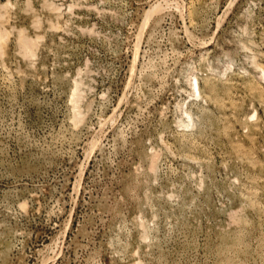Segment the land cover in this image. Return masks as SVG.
<instances>
[{
	"label": "rangeland",
	"instance_id": "374dc122",
	"mask_svg": "<svg viewBox=\"0 0 264 264\" xmlns=\"http://www.w3.org/2000/svg\"><path fill=\"white\" fill-rule=\"evenodd\" d=\"M0 4V264H264V0Z\"/></svg>",
	"mask_w": 264,
	"mask_h": 264
},
{
	"label": "bare ground",
	"instance_id": "6f19581e",
	"mask_svg": "<svg viewBox=\"0 0 264 264\" xmlns=\"http://www.w3.org/2000/svg\"><path fill=\"white\" fill-rule=\"evenodd\" d=\"M1 5V4H0ZM51 6V5H50ZM2 7H3V5H2ZM54 7V6H53ZM7 8V7H6ZM56 8H60V7H56ZM2 10V9H1ZM6 10V9H5ZM3 15H5V13L3 14ZM4 19V18H3ZM2 19V20H3ZM20 32V31H19ZM19 34V33H18ZM7 35V34H6ZM6 35L4 36V34H3V30L1 31L0 30V43L3 41V40H5L4 38L6 37ZM30 39V38H29ZM34 40V39H33ZM18 41H20V45L22 46V50H24V53H26V54H30L31 52H33V45H34V43H33V41L31 40H28L26 37H20V40H18ZM4 42V41H3ZM36 45V44H35ZM2 50V49H1ZM3 53V52H2ZM262 72V71H261ZM263 74H264V72H263ZM263 77V76H262ZM77 92V91H76ZM76 94V93H75ZM76 96V95H75ZM74 103V102H73ZM75 104H76V101H75ZM188 115V114H187ZM188 118H191V116H189L188 115ZM191 122V121H190ZM188 127V126H187Z\"/></svg>",
	"mask_w": 264,
	"mask_h": 264
}]
</instances>
